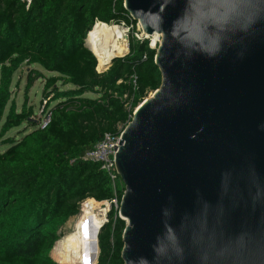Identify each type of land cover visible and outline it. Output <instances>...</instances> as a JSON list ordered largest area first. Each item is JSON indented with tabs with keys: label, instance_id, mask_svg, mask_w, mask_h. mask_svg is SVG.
<instances>
[{
	"label": "water",
	"instance_id": "1",
	"mask_svg": "<svg viewBox=\"0 0 264 264\" xmlns=\"http://www.w3.org/2000/svg\"><path fill=\"white\" fill-rule=\"evenodd\" d=\"M123 1L145 34L162 37L161 85L114 145L124 264H219L209 249L240 238L249 251L239 264H264V0H229L250 19L225 0ZM203 25L220 37L213 56L173 38Z\"/></svg>",
	"mask_w": 264,
	"mask_h": 264
},
{
	"label": "trees",
	"instance_id": "2",
	"mask_svg": "<svg viewBox=\"0 0 264 264\" xmlns=\"http://www.w3.org/2000/svg\"><path fill=\"white\" fill-rule=\"evenodd\" d=\"M127 15L123 0H32L29 8L22 0H0V122L22 64L57 74L47 78L32 68L27 77V88L45 78L42 94L51 112L46 128L38 127L40 117L27 101L21 111L10 108L2 127L1 137L23 123L33 129L7 140L11 146L0 153V264H59L51 251L81 202H121L120 177L114 187L101 164L84 155L106 134H120L162 76L147 40L131 37L128 54L99 72L85 39L97 21L129 23ZM58 83L73 87L63 90ZM108 218L98 235L97 264H124L126 222L115 209Z\"/></svg>",
	"mask_w": 264,
	"mask_h": 264
},
{
	"label": "bare ground",
	"instance_id": "3",
	"mask_svg": "<svg viewBox=\"0 0 264 264\" xmlns=\"http://www.w3.org/2000/svg\"><path fill=\"white\" fill-rule=\"evenodd\" d=\"M86 39L98 58L99 68L106 67L113 57L124 55L128 50L127 29L122 25H109L98 21ZM93 202L92 198L81 202L80 206L87 204L83 206L76 218L73 230L58 241L52 254L59 264H95L97 262L99 255L97 232L107 220L109 204L95 208L92 205ZM85 224L87 231L84 230ZM91 226L96 229L95 232L91 233Z\"/></svg>",
	"mask_w": 264,
	"mask_h": 264
},
{
	"label": "rangeland",
	"instance_id": "4",
	"mask_svg": "<svg viewBox=\"0 0 264 264\" xmlns=\"http://www.w3.org/2000/svg\"><path fill=\"white\" fill-rule=\"evenodd\" d=\"M108 24L109 25H112V24L124 25V27L126 29H129L127 36H128V42L130 44V39H131L133 33L136 31L135 24H134V29L130 25H127L122 20L117 21V22H111ZM86 40L87 39H85V45L89 49H91V47L87 44ZM129 44H128V50H127L126 54H128V52H129ZM91 51L94 53V51L92 49H91ZM126 54L121 55V56H125ZM95 56H96V54H95ZM117 57H120V56H117ZM97 61H98V58H97ZM110 64H111V62L104 68H99V66L97 64V67H98L97 71H99V72L106 71L109 68ZM32 68L40 70L44 74V76L47 78L57 75L56 73H52V72H48V71L44 70L40 65L28 66L27 64H22V66L12 76L11 98H10V101H9L7 107H6L3 119L0 122V135H1L2 127L6 121V117L8 115L10 108L15 107V109L17 111H21L23 106H24L25 101H27V107H31L33 109L35 118L40 117L42 115L43 109L47 108V104L49 103V101H45V97L42 94L44 83H45V78H40V79L36 80L35 83L30 88H27V77H28L30 69H32ZM58 86L60 87V89H63V90L73 87L72 85H62L61 83H58ZM150 95H151V93L149 94V96ZM85 96H88L91 98H97L98 97V95L96 93H92V92L86 93ZM55 103L56 102H52L49 105V107H53L55 105ZM32 129H33V127L29 126V123H23L19 127H15V128L8 130L4 136H2V137L0 136V153L5 152L11 146V144L6 143L7 140H10V141L19 140L27 132L31 131ZM87 203H89V202H87ZM87 203H85V204H87ZM106 203L109 204V210H108V213L106 216V219L109 221V218H108L109 212H111V210L114 208L112 206H110V202L107 201ZM85 204L80 206V212L78 210L77 214L72 216L67 221V223L63 227L60 228L59 232L61 233V238L58 241H60L67 234H69L70 231L73 230L74 222H75L76 218L78 217V215L81 213V210ZM92 205L95 208L100 207L99 205H97L94 202ZM58 241L55 243V246H54L53 250L51 251V257L57 263H59V262L54 258V255L52 253H54V250L57 246ZM97 259H98V257H97Z\"/></svg>",
	"mask_w": 264,
	"mask_h": 264
},
{
	"label": "clouds",
	"instance_id": "5",
	"mask_svg": "<svg viewBox=\"0 0 264 264\" xmlns=\"http://www.w3.org/2000/svg\"><path fill=\"white\" fill-rule=\"evenodd\" d=\"M225 3L231 8L239 7L240 15L250 19L249 6L247 4L233 5L229 3V0H225ZM227 22L225 18L212 21L213 24L220 28ZM172 35L177 43H180L182 46L199 50L209 56L215 55L220 50L221 42L219 35L209 33L207 25L197 27L178 26ZM168 239L175 244L174 237L169 236ZM158 251H163V248L158 249ZM248 251L247 242L243 238H240L234 243L224 246L219 251L210 248L208 258L211 261L219 262V264H239Z\"/></svg>",
	"mask_w": 264,
	"mask_h": 264
},
{
	"label": "built area",
	"instance_id": "6",
	"mask_svg": "<svg viewBox=\"0 0 264 264\" xmlns=\"http://www.w3.org/2000/svg\"><path fill=\"white\" fill-rule=\"evenodd\" d=\"M22 1L26 4L28 8L32 2V0H22ZM127 17L130 21L129 23L126 20H122V21H124L127 25H130L133 29H134V24L136 27V31L133 33L132 37L136 38L139 41L147 40L149 47L151 49L156 50L161 44V40H162L161 35L160 34H151V35L145 34L139 22L135 21L129 13ZM128 30L129 29H127V34H128ZM50 121H51L50 109L48 108L43 109L42 115L40 116L38 127L41 129H44L48 126ZM122 130L123 129H121V132ZM121 132L118 136L106 134L101 141H99L91 150L87 151L84 155L85 159H90V160L96 161L101 164V168L105 170L107 174L111 177L114 187L116 185V181L119 176L117 172V168H116V162H115V155L117 151L114 150V145H119ZM108 202H110V206H112L115 210H117L118 216H119L120 202L118 201V198L115 197Z\"/></svg>",
	"mask_w": 264,
	"mask_h": 264
},
{
	"label": "snow or ice",
	"instance_id": "7",
	"mask_svg": "<svg viewBox=\"0 0 264 264\" xmlns=\"http://www.w3.org/2000/svg\"><path fill=\"white\" fill-rule=\"evenodd\" d=\"M84 230L87 231V226H86V224L84 225Z\"/></svg>",
	"mask_w": 264,
	"mask_h": 264
}]
</instances>
